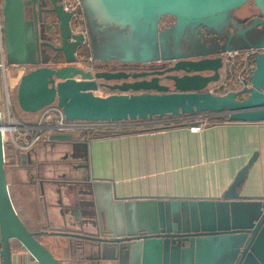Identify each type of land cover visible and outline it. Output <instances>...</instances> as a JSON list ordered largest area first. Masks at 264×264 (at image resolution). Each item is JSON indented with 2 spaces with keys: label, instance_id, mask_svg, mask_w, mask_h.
<instances>
[{
  "label": "water",
  "instance_id": "obj_1",
  "mask_svg": "<svg viewBox=\"0 0 264 264\" xmlns=\"http://www.w3.org/2000/svg\"><path fill=\"white\" fill-rule=\"evenodd\" d=\"M62 1L2 0L6 61L33 65L16 85L22 112L36 113L54 103L67 120L134 121L224 112L228 121H264V0H86L94 23L117 27L124 36L115 50L94 58L91 68L77 55L86 32L71 28L74 11ZM248 1L256 16H232ZM163 16L173 17L174 23L159 29ZM51 19L57 21V46L44 40ZM202 29L222 42L188 48L176 46L169 36ZM248 49L255 53L244 86L223 94L209 91L221 76L220 54ZM156 64L164 67L154 69ZM101 88L111 92L99 95ZM1 126L0 120L1 264H10L14 239L38 264H62L38 240L41 233L82 239L69 248L70 255L80 252L78 264H264V196L241 193L252 161L217 196L119 198L107 187L89 184L67 197L81 206L71 211L90 233H33L12 203ZM48 139L68 141L66 151L78 152L71 133H51ZM20 159L36 172L39 164L27 162L25 152ZM65 180L89 183L73 175Z\"/></svg>",
  "mask_w": 264,
  "mask_h": 264
},
{
  "label": "crops",
  "instance_id": "obj_2",
  "mask_svg": "<svg viewBox=\"0 0 264 264\" xmlns=\"http://www.w3.org/2000/svg\"><path fill=\"white\" fill-rule=\"evenodd\" d=\"M86 42L88 54L91 55L89 43ZM29 68L16 72L13 87L15 105L19 77ZM220 74L221 80L228 77L225 68L220 70ZM220 87L221 83L216 82L207 89L220 93ZM238 87L237 83L230 81L228 90ZM110 92L101 88L96 93L107 95ZM18 110L24 114L22 118H26V121H33L37 117V113ZM216 114V118H227L224 112ZM71 135L72 140L79 143L76 154L66 151L70 143L63 140L41 139L26 150L15 149L9 143L4 165L6 180L13 206L30 229H45L48 233H90L71 211L81 206L70 204L67 197L72 195V190L78 191L89 184L107 187L119 198L217 196L248 161H252V165L241 193L264 196V121H220L210 124L202 133H192L186 126H179L98 138L91 137L93 133L85 130H74ZM22 152L27 154V162L39 164L36 172L21 162ZM72 175L85 178L89 183L66 182L65 179ZM36 182L43 187L44 200L41 203L31 189ZM78 199H84V196L78 194ZM80 217L83 219L82 215ZM39 236L62 264H78L76 260L80 252L70 255L69 248L83 243L82 239L45 233ZM10 264L38 263L27 251L17 249L11 242Z\"/></svg>",
  "mask_w": 264,
  "mask_h": 264
},
{
  "label": "built area",
  "instance_id": "obj_3",
  "mask_svg": "<svg viewBox=\"0 0 264 264\" xmlns=\"http://www.w3.org/2000/svg\"><path fill=\"white\" fill-rule=\"evenodd\" d=\"M63 6L66 10L74 11L72 18H75L78 29L75 31L85 32V19L80 7V0H63ZM2 0H0V120L2 123L1 133L4 143H10L15 149L26 150L34 146L41 139H48L50 133H71L74 130H85L90 133L103 132L110 129L124 128L137 124H150L167 121L188 120L186 129L192 133H202L210 125L209 119L216 118L215 112H203L192 115L167 116L162 118H152L149 120L134 121H91V120H67L62 110L56 104L45 106L37 113L33 121H24L20 119L13 108L11 91L7 81V61L5 56L4 36H3V15ZM71 18V19H72ZM84 43L87 44L86 39ZM88 46V44H87ZM255 50H231L220 54L223 67L228 71V77L225 80H219V88L223 94L229 88V82L234 81L239 86L233 90L241 89L243 80L247 79L250 70L253 68V57ZM87 68L92 67L93 58L88 55L86 59ZM80 66L83 64L78 63ZM32 68V67H31ZM212 93V90L209 89ZM218 91V92H219ZM22 188V186H19ZM31 189L36 192V200L43 202V187L36 182Z\"/></svg>",
  "mask_w": 264,
  "mask_h": 264
},
{
  "label": "rangeland",
  "instance_id": "obj_4",
  "mask_svg": "<svg viewBox=\"0 0 264 264\" xmlns=\"http://www.w3.org/2000/svg\"><path fill=\"white\" fill-rule=\"evenodd\" d=\"M80 7L84 13V19H85L84 30L86 32V40L89 43V53L91 54L93 60L96 61L94 58H96L97 56L111 52L113 51V49L115 50L119 45H121L124 41V36L122 31L117 27L94 23L92 21V18L90 17V13L86 5V0H80ZM243 7L248 10L257 11L252 1L246 2L243 5ZM238 11L239 10H237V12ZM172 23H174L173 17L163 16L159 24V29L167 25H170ZM169 36L174 37V39L176 40V41L174 40V44L176 46L185 45L188 48H195L199 45L197 42V37L195 35L193 36V32L191 33L190 31H183L182 33L179 34L174 33L173 35L170 34ZM169 40H170L169 37H166V41ZM32 66H33L32 64L11 65L7 63V81L11 91L13 108L20 118L24 117V114L20 113L18 108H16L14 95H13V87L15 84V80L17 79L16 72L21 70H26ZM22 119L24 121L27 120L26 118H22Z\"/></svg>",
  "mask_w": 264,
  "mask_h": 264
},
{
  "label": "trees",
  "instance_id": "obj_5",
  "mask_svg": "<svg viewBox=\"0 0 264 264\" xmlns=\"http://www.w3.org/2000/svg\"><path fill=\"white\" fill-rule=\"evenodd\" d=\"M70 26H71V28L73 30L78 29L79 26L77 25V22H76L75 18H72L70 20ZM77 55H78V58H79L78 60H81V59L86 60L87 59V57L89 55L88 54V46H87V44L84 43L78 48ZM220 121L226 122L228 120H227L226 117L210 118L209 119V123L210 124H213L215 122H220ZM189 122L190 121H188V120H177V121L150 123V124H137V125H132V126H126L124 128H116V129L106 130V131H103V132L93 133V135L91 137L98 138V137H108V136L122 135V134H134V133H140V132L163 130V129H169V128H174V127H179V126H186ZM229 122H236V121H229ZM8 148H9V144L8 143H4V154H5L4 165L6 164V161H7V155L6 154H7ZM28 229L31 232H33V233L46 232L45 229H30V228H28ZM63 232H73V231H63ZM42 234H44V233H41V235ZM37 238L42 244H44L43 239L39 235L37 236ZM11 242H13V244L15 245V247L17 249L25 250L19 244V242L17 240L14 239V240H11ZM50 252H51V250H50Z\"/></svg>",
  "mask_w": 264,
  "mask_h": 264
},
{
  "label": "flooded vegetation",
  "instance_id": "obj_6",
  "mask_svg": "<svg viewBox=\"0 0 264 264\" xmlns=\"http://www.w3.org/2000/svg\"><path fill=\"white\" fill-rule=\"evenodd\" d=\"M243 5L237 9L233 10L231 13L232 16H236V17H240V18L248 17V19H250V18L257 15L258 11L248 10V9L244 8ZM237 10H239V11L237 12ZM26 11H27L26 13L28 16L27 18L30 19L31 16H30V13L28 12L29 9H26ZM243 24H245V23H243ZM38 31H39V33L41 31V27L39 25H38ZM194 35L197 37V42L199 44L198 47H201V46L205 47L206 45H210V44H212V45L217 44L218 45L219 43L222 42V40H220L219 36H215L211 33H206L204 29H202V32H199V30L198 31L195 30L193 33V36ZM57 36H58L57 21L54 19H51V22H49L48 27H46L44 40L52 43L54 46H57L58 45V37ZM50 54L51 55H53V54L57 55L58 53L51 51ZM58 63H59V65H61V64H63V61L60 60ZM162 67H164V65H161V64H156L153 66L154 69L162 68Z\"/></svg>",
  "mask_w": 264,
  "mask_h": 264
}]
</instances>
